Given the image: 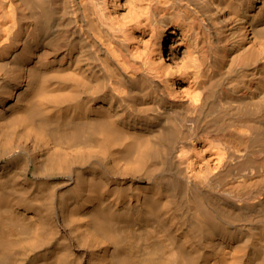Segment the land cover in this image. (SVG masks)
Instances as JSON below:
<instances>
[{
  "label": "bare ground",
  "instance_id": "obj_1",
  "mask_svg": "<svg viewBox=\"0 0 264 264\" xmlns=\"http://www.w3.org/2000/svg\"><path fill=\"white\" fill-rule=\"evenodd\" d=\"M0 264H264V0H0Z\"/></svg>",
  "mask_w": 264,
  "mask_h": 264
}]
</instances>
